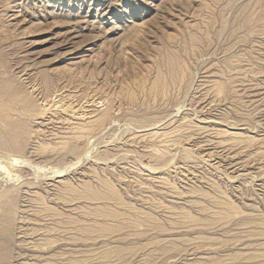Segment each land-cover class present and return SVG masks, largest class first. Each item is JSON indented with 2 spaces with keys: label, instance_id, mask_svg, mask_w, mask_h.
I'll use <instances>...</instances> for the list:
<instances>
[{
  "label": "rangeland",
  "instance_id": "1",
  "mask_svg": "<svg viewBox=\"0 0 264 264\" xmlns=\"http://www.w3.org/2000/svg\"><path fill=\"white\" fill-rule=\"evenodd\" d=\"M0 264H264V0H0Z\"/></svg>",
  "mask_w": 264,
  "mask_h": 264
},
{
  "label": "bare ground",
  "instance_id": "2",
  "mask_svg": "<svg viewBox=\"0 0 264 264\" xmlns=\"http://www.w3.org/2000/svg\"><path fill=\"white\" fill-rule=\"evenodd\" d=\"M61 176V175H60Z\"/></svg>",
  "mask_w": 264,
  "mask_h": 264
}]
</instances>
